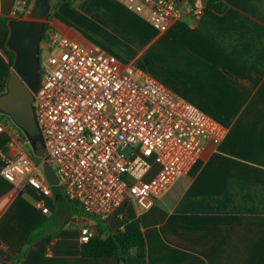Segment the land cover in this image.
Instances as JSON below:
<instances>
[{"label": "crops", "instance_id": "crops-1", "mask_svg": "<svg viewBox=\"0 0 264 264\" xmlns=\"http://www.w3.org/2000/svg\"><path fill=\"white\" fill-rule=\"evenodd\" d=\"M195 1L204 5L197 18L186 16L158 32L120 0H72L108 23L98 41L63 14L73 3L61 1L47 17L57 33L134 62L218 120L226 135L149 208L126 202L121 220L80 214L58 185L45 197V214L29 185L0 174V264H264V0H221L226 8L220 13L206 0ZM27 12L17 9V0H0L1 19L25 18ZM6 34L0 22V91L12 67ZM8 137L0 131V168L1 155L10 151ZM79 220L103 237L140 230L146 255L133 253L124 261L82 256Z\"/></svg>", "mask_w": 264, "mask_h": 264}, {"label": "built area", "instance_id": "built-area-1", "mask_svg": "<svg viewBox=\"0 0 264 264\" xmlns=\"http://www.w3.org/2000/svg\"><path fill=\"white\" fill-rule=\"evenodd\" d=\"M120 1L158 32L183 23L186 16L197 18L204 9L195 0ZM31 2L17 0V9L25 13ZM38 72L33 106L45 145L41 161L52 166L62 194L82 215L121 220L128 201L149 208L226 135L218 120L134 62L51 28L42 35ZM5 130L10 151L1 155V176L29 185L40 195L37 207L48 214L45 197L52 190L41 161L33 162L23 134L0 122V131ZM78 229L81 244L94 234L84 220Z\"/></svg>", "mask_w": 264, "mask_h": 264}, {"label": "water", "instance_id": "water-1", "mask_svg": "<svg viewBox=\"0 0 264 264\" xmlns=\"http://www.w3.org/2000/svg\"><path fill=\"white\" fill-rule=\"evenodd\" d=\"M49 7V0H35L29 18L7 21L9 29L5 46L14 53L11 71L7 74L4 89L0 91V114L7 116L28 141L32 155L42 158L45 152L43 137L33 106V93L39 83V52L46 20L32 18L41 8ZM41 172L50 186L59 183L52 166L45 160Z\"/></svg>", "mask_w": 264, "mask_h": 264}, {"label": "trees", "instance_id": "trees-1", "mask_svg": "<svg viewBox=\"0 0 264 264\" xmlns=\"http://www.w3.org/2000/svg\"><path fill=\"white\" fill-rule=\"evenodd\" d=\"M61 1H66L68 4L73 3L72 0H57V2L52 6L53 9H56ZM205 4L207 8L213 9L214 11L219 13L223 12L226 8V4L223 3L221 0H206ZM18 17H21V15H19ZM50 17H52V14H49L48 19ZM7 21L8 20L0 18V22L4 24L7 29L6 39L9 32L8 26H6ZM47 28L48 25L47 23H45L44 31ZM6 54L9 58V64L12 65L14 53L12 51L7 50ZM3 89L4 84L1 90ZM29 152L31 153L30 149ZM35 233L36 229L29 235V238L27 239V244H30L36 238ZM133 253L136 257H144L146 255V244L144 235L138 229L132 231L118 230L116 232H109L104 237L100 234V232H97L90 237L87 243L81 244V255L84 257H111L116 258L119 261H124L127 256Z\"/></svg>", "mask_w": 264, "mask_h": 264}, {"label": "rangeland", "instance_id": "rangeland-1", "mask_svg": "<svg viewBox=\"0 0 264 264\" xmlns=\"http://www.w3.org/2000/svg\"><path fill=\"white\" fill-rule=\"evenodd\" d=\"M57 2V0H49V7L44 11L43 17H40V14L42 12V8L41 10H39V12L32 16V18H36V19H42V20H47V17L49 16V14H54L55 9H53V5ZM34 5H35V0H32L28 12H27V16L25 18H29V14L32 13V11L34 10ZM70 8V9H69ZM67 9H65L66 11H63V14L65 15H72V17L67 16L68 19L72 22L73 25H75L77 28L80 29V31H82L83 33L87 34L88 36H90L91 38L95 39V40H100L98 35L100 30L103 28L104 24H108L105 20L103 21H98V18L93 15L90 14L89 12L86 13L88 11L86 4L84 3H79V2H73V7H69ZM104 7H102L103 9ZM41 54H42V50H41ZM12 69V67H11ZM0 122L4 125L7 124V122L9 123V125H11L12 129L15 130L17 133L21 132L12 122L11 120L5 116V115H0ZM22 133V132H21ZM30 149V147H29ZM25 150L29 152L28 148L25 147ZM127 152V149L124 150V153ZM32 160L35 164H39L41 161V158L36 157L34 155H32ZM56 221V218H55Z\"/></svg>", "mask_w": 264, "mask_h": 264}]
</instances>
